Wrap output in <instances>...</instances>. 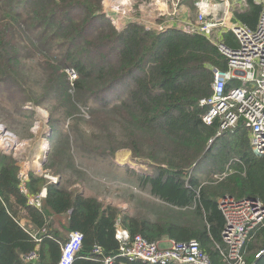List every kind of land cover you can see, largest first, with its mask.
<instances>
[{"label": "trees", "instance_id": "1", "mask_svg": "<svg viewBox=\"0 0 264 264\" xmlns=\"http://www.w3.org/2000/svg\"><path fill=\"white\" fill-rule=\"evenodd\" d=\"M187 1L194 18L197 9ZM103 2L0 0V100L21 113L28 103L48 108L52 145L43 168L61 180L50 185L31 173L29 195L48 192L40 209L31 207L19 191V161L0 150V264H33L26 258L37 249L36 264H58L71 232L84 236L73 264H100L96 249L106 257L119 252L118 223L150 242L196 240L213 264H225L220 199L264 204V157L253 153L244 122L215 138L218 124L202 121L211 69L226 70L227 61L207 38L182 28L146 30L132 21L119 30ZM260 13L248 0L236 20L255 29ZM34 59L44 82L39 90ZM123 150L152 172L124 169L149 191L136 198L133 214L83 194L88 174L80 154L113 164ZM203 162L208 169L196 177ZM263 245L264 227L247 246L248 264Z\"/></svg>", "mask_w": 264, "mask_h": 264}, {"label": "built area", "instance_id": "2", "mask_svg": "<svg viewBox=\"0 0 264 264\" xmlns=\"http://www.w3.org/2000/svg\"><path fill=\"white\" fill-rule=\"evenodd\" d=\"M180 0H178L179 5ZM247 5V0H198L194 6L197 17L194 21L177 22L188 34H199L209 40L227 61V69L212 68V94L200 101L207 108L202 117L206 126L218 124L215 138L234 131L244 122L249 132L253 153L264 157V0H256L261 13L255 29L249 28L235 18L236 6ZM174 3V7H176ZM177 8L172 13L161 12L166 19L177 18ZM177 21V20H176ZM146 24V30H152L153 24ZM226 35H232L235 43H228ZM71 81L77 79L74 71H68ZM214 140L210 141V145ZM27 142L0 124V149L19 161V191L28 198V205L37 209L47 197L44 188L38 195H29L30 174L43 177L50 185L61 182L58 176L44 170L45 156L34 169L29 161L20 162ZM219 209L225 220L222 234L226 252H221L225 264H248L245 253L248 244L256 232L264 227V204L254 199L235 200L226 196L219 201ZM116 239L120 243L115 256H104L96 249L100 264H213L196 240L189 242L165 241L150 242L141 235L131 237L119 223ZM84 236L80 232H71L68 241L62 246L58 264H73L82 250ZM264 258V245L256 254V261ZM26 260L36 264L39 260L38 249L27 256Z\"/></svg>", "mask_w": 264, "mask_h": 264}, {"label": "rangeland", "instance_id": "3", "mask_svg": "<svg viewBox=\"0 0 264 264\" xmlns=\"http://www.w3.org/2000/svg\"><path fill=\"white\" fill-rule=\"evenodd\" d=\"M191 1L194 5L198 0ZM234 1L239 0H232V2ZM174 3L177 4L176 7H174ZM188 4L187 0H180L179 5L178 0H128L127 3H114L104 0L103 7L106 16L119 30L132 21L144 24L145 28V23L148 22L149 24H153L152 30H163L172 21L161 16V12L168 13L171 9L177 8L178 20L175 23L182 28L183 24L177 22L186 19L183 17V14L186 15L188 13ZM244 8H246V5L243 3H241V6H236V13ZM32 61L35 64L31 67V76L35 79V82L39 83L37 84L39 90L42 88L44 82L42 74L36 65L37 59ZM22 111L23 113L15 110L13 105L0 100V124L14 133L20 141L27 142L20 162L29 161L32 163L33 168L37 169V165L42 162L44 156L47 160L48 154L51 151L52 141L49 139L50 130L48 124L49 110L47 107H35L33 104L28 103L23 107ZM31 113H35L33 118ZM66 124V127H68L69 123L67 122ZM121 152H118L116 159L111 161L113 164H109L108 161L105 162L103 160L91 161L86 157L83 158L80 154V158H78L80 166L88 174L86 177L87 182L83 187L85 191L84 195L98 197L106 205L116 204L118 206L129 207L130 211L134 213V209L137 207L136 198H148L146 193H149V191L147 189L143 190L140 187H135L137 188L136 190L135 188L132 189V185L130 184H134L136 180L125 175L124 169L129 168L136 175H149L152 172L147 165L126 156H121ZM207 169L208 164L203 162L195 168L194 175L196 177L201 174L203 175ZM214 178L216 179V176ZM138 188L145 191V195ZM129 191L130 194H133L131 198L126 196Z\"/></svg>", "mask_w": 264, "mask_h": 264}, {"label": "crops", "instance_id": "4", "mask_svg": "<svg viewBox=\"0 0 264 264\" xmlns=\"http://www.w3.org/2000/svg\"><path fill=\"white\" fill-rule=\"evenodd\" d=\"M214 1H217V0H214ZM231 2H232V0H231ZM235 2V1H234ZM184 3H185V1H184ZM248 6V2H247V5H246V7ZM172 9L169 11L170 13H172ZM178 11V10H177ZM237 12V11H236ZM236 12H235V18L237 19V15H236ZM183 17L184 18H186L185 20H180L181 22H187V21H189V20H191V21H194L195 19H196V17H197V14L194 16V18H191V13H190V9L188 10V13L185 15V14H183ZM168 19V18H167ZM169 20H171L172 21V23H173V25H172V23L171 24H169L166 28H168V27H176V28H180L179 26H178V24H176L175 22H176V20H178V18H176L175 20H173V19H169ZM1 150V149H0ZM117 156H118V154H117ZM121 156H126V157H128V158H131L132 159V157H131V152H129V151H122L121 152ZM125 157V158H126ZM130 181V180H129ZM137 181H135V183L134 184H130V185H132V189L133 188H135V187H138V182L136 183ZM131 188V187H130ZM137 188H135V190H136ZM141 192H143V194L145 195V191H143V190H141L140 188H138ZM85 193V191H84V189H83V194ZM147 194V193H146ZM132 195L133 194H130V191L128 192V194L126 195L127 197H132ZM148 195V194H147ZM85 196L86 197H90V196H87L86 194H85ZM100 201H102L101 199H99ZM111 205V204H110ZM115 206V207H117V208H119L123 213H130V214H133V212H131L130 210L131 209H129V207L127 208V207H125V206H118V205H116V204H112L111 206ZM171 239H169L168 237H165L164 239H163V241H165V243H164V246H168V241H170ZM259 251V250H258ZM253 264H264V258L263 259H261V260H259V262H254Z\"/></svg>", "mask_w": 264, "mask_h": 264}, {"label": "bare ground", "instance_id": "5", "mask_svg": "<svg viewBox=\"0 0 264 264\" xmlns=\"http://www.w3.org/2000/svg\"><path fill=\"white\" fill-rule=\"evenodd\" d=\"M109 1L114 2V3L116 2L127 3L128 2V0H109Z\"/></svg>", "mask_w": 264, "mask_h": 264}]
</instances>
